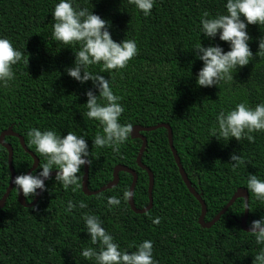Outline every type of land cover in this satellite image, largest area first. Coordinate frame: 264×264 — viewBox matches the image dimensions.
Wrapping results in <instances>:
<instances>
[{
	"label": "trees",
	"instance_id": "trees-1",
	"mask_svg": "<svg viewBox=\"0 0 264 264\" xmlns=\"http://www.w3.org/2000/svg\"><path fill=\"white\" fill-rule=\"evenodd\" d=\"M59 0H0V37L8 38L22 54L29 56L28 65L13 66L16 81L9 88H0V134L9 129L20 134L27 148L43 163L44 159L27 144L29 127L42 131H69L84 135L92 153L88 188L97 190L112 179L116 165L134 169L138 180L134 191L137 208L148 205V174L138 167L137 155L142 141L129 139L119 146H93L92 137L101 131L98 122L89 120L86 91L98 95L91 81L83 84L67 75L75 55L70 47L51 37V11ZM82 8L110 22L109 31L116 42L133 39L138 53L120 70L100 73L110 79L114 94L121 97L124 108L121 123L153 126L164 122L173 131V145L195 190L207 206L205 221H210L227 204L238 188H246L249 173L264 179V132L253 133L255 141L227 142L210 137L208 129L216 114L236 103L250 106L264 102V57L256 56L258 38L264 36V25L247 26L253 60L233 72V80L220 87H199L195 76L203 66L191 49L197 43L207 47L228 44L201 35L199 21L204 12L210 16L224 14L226 0H155L150 15L145 16L128 0H75ZM78 47V45L74 46ZM100 71L97 65L93 69ZM147 145L142 162L154 175L153 206L137 214L128 201L109 210L106 198L129 189L132 175L119 173L118 184L105 191L86 195L82 191L81 169L79 187L63 189L50 177L46 191L37 203L24 207L18 201L15 185L5 205L0 208V264H95L80 255L83 248L99 250L85 232L82 216H98L105 228L125 251H134L144 240L153 243L157 264H253L256 245L250 233L241 228L244 199L238 198L211 227L199 224L201 205L182 180L169 146L165 128L142 132ZM5 142L13 149L15 177L25 174L33 158L25 152L15 136ZM242 153L245 163L235 171L230 154ZM39 166L34 170L38 171ZM55 170V169H53ZM52 170V171H53ZM33 171V172H34ZM10 182L8 152L0 143V198ZM248 191V189H247ZM250 221L264 216V204L249 193ZM34 198H26L30 203ZM85 203V208L64 207ZM158 219V223L154 220ZM51 249V251H50Z\"/></svg>",
	"mask_w": 264,
	"mask_h": 264
},
{
	"label": "clouds",
	"instance_id": "clouds-1",
	"mask_svg": "<svg viewBox=\"0 0 264 264\" xmlns=\"http://www.w3.org/2000/svg\"><path fill=\"white\" fill-rule=\"evenodd\" d=\"M128 3L148 16L155 0H128ZM224 8V14L215 16L204 12L199 21L201 35L210 42L218 35L219 40L226 42L229 47L225 51L220 45L210 43L205 47L200 42L191 48L196 59L203 62L195 76L196 85L199 87H220L222 83L232 81L233 72L249 64L254 58L249 46L251 37L247 26L264 25V0H226ZM51 15L52 39L70 47L75 55L72 66L65 69L67 75L81 84L91 81L98 91V95L92 90L86 91V111L83 113L89 120L98 122L102 130L92 137L93 146L111 147L113 152H118L119 146L129 139L133 128L129 123L120 122L124 111L120 103L121 97L114 94L110 79H105L100 73H111L112 70L126 67L138 53L137 43L133 39L114 41L109 31L110 22L94 14L93 10L80 7L75 0H59ZM76 45L78 47H74ZM256 56L264 57V36L258 38ZM28 62L29 56L22 54L8 38L0 37V88H9L16 81L14 65H28ZM97 65L100 66L99 72L92 70ZM260 132H264V102L253 107L242 101L228 110L221 109L215 116L214 124L208 129L209 138L216 137L225 142L235 138L238 142L247 140L253 143V133ZM26 137L27 144L34 146L35 152L43 157L44 162H40L38 171L17 175L12 181L15 188L26 198L32 199L38 195V189L40 192L47 190L45 180L55 169V182L65 190L73 186L75 191L81 179L78 173H81L86 164H91L89 157L92 153L89 152L85 136L71 131L61 135L52 129L42 131L29 127ZM230 160L233 171L245 163L242 153L233 152ZM246 188L257 202L264 204V179L249 173ZM133 195L125 186L120 189V195L106 198V207L109 210L118 207L122 201H128ZM86 206L83 202L77 205L69 200L63 210L70 213L76 207ZM82 219L91 244L99 245V250L83 248L80 252L83 258L94 260L95 264H157L153 258L151 240H144L136 245L134 251H125L102 227L103 222L98 216L85 213ZM153 222L158 223V219ZM249 229L247 232L252 235L256 245L260 246L254 255L253 264H264V216L250 221Z\"/></svg>",
	"mask_w": 264,
	"mask_h": 264
},
{
	"label": "water",
	"instance_id": "water-1",
	"mask_svg": "<svg viewBox=\"0 0 264 264\" xmlns=\"http://www.w3.org/2000/svg\"><path fill=\"white\" fill-rule=\"evenodd\" d=\"M132 128L133 129H132V133L130 136L132 138H138L142 141L141 147L138 151L136 161H137L138 167L144 169L148 174V196H149L148 205H146L143 208H137L135 205V202H134V195H133V197L128 200L130 208L133 212H135L137 214H143V213L149 211L153 206L152 191H153V185H154V175H153V172L150 170V168L147 167L142 162V156H143V153H144L146 145H147V138L145 135L142 134V132H149V131L156 130L158 128H165L167 130V133H168L169 146H170V149H171L172 154L174 156V159L176 161V165L178 167V170H179V173L182 177V180L185 183V185L187 186L189 192L197 199V201L201 205V214H200L199 219H198L199 224L204 228H209V227L213 226L220 219V217L227 212L228 208L236 201V199L242 198V199H244L245 210H244V215H243L242 219L240 220V225H241V228L244 229L245 231L250 230L249 226L247 225V219H248V213H249V194H248L247 189L242 188V187L238 188L235 191V193L232 195L230 200L227 202V204L214 216V218L208 222L205 221L207 206L205 204V201L202 198V195L200 193H198L195 190V188L193 187L191 181L189 180V178H188V176H187V174H186V172L182 166L180 157L177 153V150L175 149V147L173 145V131H172L171 126L167 123L161 122V123H158V124L153 125V126L133 125ZM8 135L17 137L20 141L21 146L25 150V152H27L33 158V164L28 169V171L26 173H32L39 166L38 157L32 151H30L27 148V146L24 142V139L20 134H18L17 132H14L11 129V127L9 129L3 131L0 134V143H1V145H3V147L6 148V150L8 152V167H9V171H10V182H9V185H8L4 195L0 198V208H2L5 205V202H6L10 192L12 191V189L14 187V184L12 183V181H14V179H15V170L13 167V149L9 143L5 142V137ZM56 171L57 170L51 171L49 178L55 176ZM120 172H127V173L132 175V181H131V185L129 187V190L134 193L135 186H136V183L138 180V174L134 169L129 168L125 165H116L113 169V172H112L111 181H109L107 184L103 185L99 189L91 191L88 188L89 165L86 164L84 166V170H83L82 191L86 195H93V194H97L99 192L105 191L107 189H111L118 184ZM47 180H45V183ZM37 193H38V195H36L30 203H27L25 200V196L21 192L18 191V201L24 207H32L33 205H35L37 203L42 192H40V190L38 189ZM245 201H247V202H245Z\"/></svg>",
	"mask_w": 264,
	"mask_h": 264
}]
</instances>
